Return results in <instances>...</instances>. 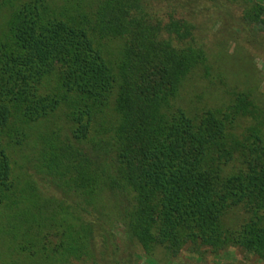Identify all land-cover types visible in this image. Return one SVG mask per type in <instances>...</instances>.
I'll list each match as a JSON object with an SVG mask.
<instances>
[{
	"label": "trees",
	"instance_id": "16d2710c",
	"mask_svg": "<svg viewBox=\"0 0 264 264\" xmlns=\"http://www.w3.org/2000/svg\"><path fill=\"white\" fill-rule=\"evenodd\" d=\"M191 1L0 0V264H134L116 225L150 258L232 247L264 264V100L186 102L212 67ZM235 18L264 42L262 3ZM23 144L34 175L14 171Z\"/></svg>",
	"mask_w": 264,
	"mask_h": 264
},
{
	"label": "rangeland",
	"instance_id": "374dc122",
	"mask_svg": "<svg viewBox=\"0 0 264 264\" xmlns=\"http://www.w3.org/2000/svg\"><path fill=\"white\" fill-rule=\"evenodd\" d=\"M61 5L64 0H52ZM89 1V0H87ZM258 1L264 5V0H233L231 9L234 16L222 17L218 21V9L212 2L192 0L190 3L193 22L196 24V35L204 45L211 68L208 73L196 72L188 79L185 86V100L203 104L205 102L221 103L227 98L226 89L246 88L257 86L256 94L264 100V42L260 43L259 36L252 35L247 30H238L235 15L241 12L245 3ZM194 11V12H193ZM1 18V16H0ZM116 45H111L109 51H116ZM192 103V104H194ZM55 130L60 140H65L67 123L63 115L55 117ZM40 130H45L41 127ZM32 144L21 145L11 152L15 172L35 174L29 157L34 156ZM28 167V170H27ZM117 243L122 249L134 253V264H263L250 253L239 252L228 248L217 254L207 256L206 262L201 257L183 249L177 256L170 257L157 249L153 258L147 257L136 242L128 244L121 236V226L114 228ZM203 258V257H202ZM75 264H90L75 262Z\"/></svg>",
	"mask_w": 264,
	"mask_h": 264
}]
</instances>
